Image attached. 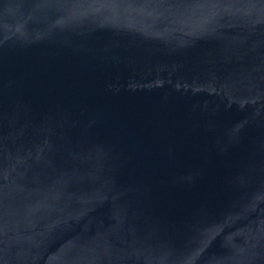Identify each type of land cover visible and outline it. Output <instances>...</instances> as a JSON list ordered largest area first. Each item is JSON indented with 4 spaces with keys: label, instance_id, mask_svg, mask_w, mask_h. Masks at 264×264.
Masks as SVG:
<instances>
[{
    "label": "water",
    "instance_id": "1",
    "mask_svg": "<svg viewBox=\"0 0 264 264\" xmlns=\"http://www.w3.org/2000/svg\"><path fill=\"white\" fill-rule=\"evenodd\" d=\"M0 264H264V0H0Z\"/></svg>",
    "mask_w": 264,
    "mask_h": 264
}]
</instances>
